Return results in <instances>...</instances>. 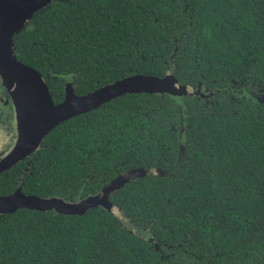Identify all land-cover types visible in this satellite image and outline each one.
I'll return each mask as SVG.
<instances>
[{
  "label": "trees",
  "instance_id": "16d2710c",
  "mask_svg": "<svg viewBox=\"0 0 264 264\" xmlns=\"http://www.w3.org/2000/svg\"><path fill=\"white\" fill-rule=\"evenodd\" d=\"M14 54L55 103L67 82L84 96L168 71L190 90L123 94L55 127L0 196L77 200L147 174L110 193L117 213L0 215V264H264V0H54Z\"/></svg>",
  "mask_w": 264,
  "mask_h": 264
},
{
  "label": "water",
  "instance_id": "95a60500",
  "mask_svg": "<svg viewBox=\"0 0 264 264\" xmlns=\"http://www.w3.org/2000/svg\"><path fill=\"white\" fill-rule=\"evenodd\" d=\"M53 1L0 0V77L13 102L10 122L0 131V173L37 151L44 138L59 124L95 110L123 94L167 93L182 96L190 90L188 86L179 85L173 72L168 71L163 78L149 75L130 76L84 96L77 95L72 84L67 82L63 101L55 104L41 73L19 61L14 54V36L35 13ZM146 174L143 169L127 171L98 193L77 200L61 196L41 198L26 195L19 186L13 194L0 196V215L20 209L54 211L68 216L83 215L89 209L97 207L117 213L119 208L111 203L110 193Z\"/></svg>",
  "mask_w": 264,
  "mask_h": 264
},
{
  "label": "flooded vegetation",
  "instance_id": "af4514ba",
  "mask_svg": "<svg viewBox=\"0 0 264 264\" xmlns=\"http://www.w3.org/2000/svg\"><path fill=\"white\" fill-rule=\"evenodd\" d=\"M55 104H58V103H55ZM12 106H13V102L11 101L10 95H9L8 91L6 90V88L4 87L2 79L0 77V129L10 122L9 115H10V111L12 109ZM4 117L6 118V120ZM43 141H42V143H43ZM42 143H41L39 149L37 151L33 152L28 158H30L32 155H34L36 152H38L40 150ZM28 158H26V159H28ZM12 168L1 172L0 173V179L3 181H10L12 179V176L14 175V173L12 172ZM29 169H30V163L27 162L26 167L23 169L21 174H19V176H20L19 178H21V176H23L26 172H28ZM22 179H23V177H22ZM16 186H17L16 187V189H17L19 186H18V184H16ZM15 190L13 191V193L15 192ZM13 193H11V194H13ZM11 194H9V195H11Z\"/></svg>",
  "mask_w": 264,
  "mask_h": 264
},
{
  "label": "rangeland",
  "instance_id": "374dc122",
  "mask_svg": "<svg viewBox=\"0 0 264 264\" xmlns=\"http://www.w3.org/2000/svg\"><path fill=\"white\" fill-rule=\"evenodd\" d=\"M5 118V117H4ZM5 120H6V118H5ZM0 131H1V129H0ZM1 149V148H0Z\"/></svg>",
  "mask_w": 264,
  "mask_h": 264
}]
</instances>
